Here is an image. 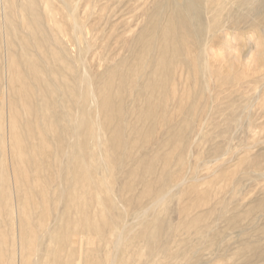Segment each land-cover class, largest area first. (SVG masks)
I'll use <instances>...</instances> for the list:
<instances>
[{
    "label": "rangeland",
    "instance_id": "1",
    "mask_svg": "<svg viewBox=\"0 0 264 264\" xmlns=\"http://www.w3.org/2000/svg\"><path fill=\"white\" fill-rule=\"evenodd\" d=\"M17 1L10 3L15 5ZM64 1L66 5L62 0H42L40 4L45 13L57 12L53 22L61 28L62 38L70 37V53L75 57L77 42L70 36L72 24L67 14L69 8L76 7V19L83 25L79 36L89 45V52L83 55L93 84L102 92L109 81V88L116 94L109 102L112 105L115 101L110 119L103 108L99 111L100 121L105 124L101 135L105 164L95 161L92 165L97 167L99 178L108 181L112 192L119 194L127 208L128 221L133 220L136 211L149 208L142 220L125 230L131 237L137 235L126 241L127 263L147 264L150 251H154V257L164 255L155 264H264L260 260L264 256V36H258L264 29L261 19L256 18L261 25L256 28L260 31L252 38V45L241 40L252 29L235 28L225 29L227 37L231 32L234 35L231 44L225 45L222 33L215 30L224 21L229 27L243 25L244 16L240 11V17H235V8L224 6L228 0H199L200 21H193L192 27L203 30L210 26L207 37L205 31L198 32L201 41L208 39L209 45L206 83L199 73L204 59L201 55V63L192 68L168 67L169 82L165 87L157 85L146 89L147 95H139L136 89L143 92L147 77L143 73L153 70V66H163L157 60L161 42L157 33L171 19L172 1ZM196 48L182 42L181 58L194 55ZM151 59H155L153 65H145ZM241 75L245 82L240 83ZM159 87L167 95L168 106L160 104L153 114H148L153 100L149 95ZM106 108L109 111L108 105ZM113 129L121 132V138L112 142ZM69 137L70 134L63 135L62 139L67 142ZM78 138L81 135L75 139L77 144ZM182 179L184 183L175 188ZM63 185L67 189L71 182ZM170 188L173 189L166 198L157 201ZM104 195L107 193L101 192L100 199L94 197L89 210L108 215L101 201ZM75 196L80 199L81 195ZM64 219L70 220L69 244L61 249V241L54 240L51 247L60 256L73 251L74 258L77 250L84 257L94 248L106 264L109 244L119 232L120 223L112 231L106 228L97 233L78 227L75 209H70ZM210 241L214 244L210 245ZM198 248V256L187 261Z\"/></svg>",
    "mask_w": 264,
    "mask_h": 264
},
{
    "label": "bare ground",
    "instance_id": "2",
    "mask_svg": "<svg viewBox=\"0 0 264 264\" xmlns=\"http://www.w3.org/2000/svg\"><path fill=\"white\" fill-rule=\"evenodd\" d=\"M171 1V19L157 33L161 41L157 60L163 66L161 69L153 66V70L143 73L147 77L143 92H140L139 87L136 89L139 95L146 94V89L157 88V85L165 87L169 82L168 67L171 70L179 65L192 68L195 63H201V55L204 59L199 73L206 83L208 65L205 56L209 45L208 39L201 41L198 32L205 31L207 37L210 26L203 30L192 27L193 21H200L199 0ZM40 2L42 0H18L15 5H11L10 0H0V264H104L101 261L103 258L98 256V250L94 248L91 254L84 257L82 251L77 250L74 258L73 251L60 256L51 247L54 240L61 241V249L65 243L69 244L70 235L67 232L70 220L64 221V218L69 216L70 209H75L78 227L88 232L102 233L106 228L112 231L120 223L119 232L117 229L116 237L109 244L106 264H128L124 256L129 246L126 241L137 235L131 237L125 230L131 223L137 224L142 220L149 208L136 211L133 220L128 221V211L119 194L112 192L108 181H103L102 176L99 178L97 167L92 165L95 161L99 165L105 164V142L101 139L105 124L102 125L100 121L99 111L103 108L110 119V108L115 103L113 101L110 105V101L116 98L115 91L109 88V81L104 84L102 92L101 89L97 91L93 84L86 66V56L83 55V52H89V45L87 40L79 36L83 25L76 19V7L69 8L67 14L72 24L70 36L77 42L78 54L75 57L70 53V37L65 35L62 38L61 28L57 22H53L57 19V12L45 13ZM227 2H224V6L230 5L232 10L235 8V17H240L238 13L241 11L243 25L229 27L224 21L215 31L222 33L226 45L234 39L233 32H229L227 37L228 33L224 32L226 28L239 31L252 29L248 31L249 36L241 38L246 44H251L252 38L257 37V31H260L256 30L261 25L256 22L257 17L264 26V0ZM206 18L209 24L208 16ZM261 30L259 39L264 36V29ZM182 42L196 46L197 52L181 58ZM154 60L145 61V65H153ZM120 65L118 63L117 67ZM243 77L240 76V83L245 82ZM149 96L153 100L149 103L148 114H153L160 104L168 106L165 104L167 95L164 89L159 87L156 93ZM92 110L95 111L94 116ZM67 134L70 137L65 142L62 138ZM77 135H81L78 144L75 140ZM119 138L121 132L113 129L110 141H118ZM169 141L170 138L166 142ZM183 181L176 184L175 188L180 187ZM64 182H71V187L66 189ZM172 189L165 191L157 201H163ZM101 192L107 193L101 201L109 210L108 215H104L101 210H89L91 200L94 197L100 199ZM78 193L84 201L75 198ZM259 204L262 205V202ZM36 212L38 215H34ZM129 215L132 216L131 213ZM74 238L72 244L75 243ZM209 244L213 245L214 242L210 241ZM203 246L206 247L205 244ZM199 251L195 250L187 261L197 257ZM31 255L33 258H30ZM154 256V251H150L146 263L155 264L164 255ZM260 260L264 262V256Z\"/></svg>",
    "mask_w": 264,
    "mask_h": 264
}]
</instances>
